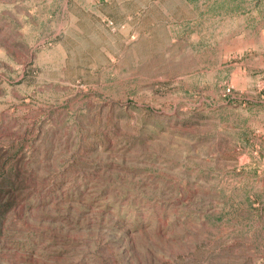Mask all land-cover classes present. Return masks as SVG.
<instances>
[{
  "label": "rangeland",
  "instance_id": "rangeland-1",
  "mask_svg": "<svg viewBox=\"0 0 264 264\" xmlns=\"http://www.w3.org/2000/svg\"><path fill=\"white\" fill-rule=\"evenodd\" d=\"M0 264H264V0H0Z\"/></svg>",
  "mask_w": 264,
  "mask_h": 264
}]
</instances>
